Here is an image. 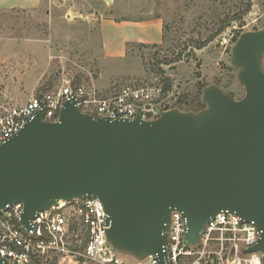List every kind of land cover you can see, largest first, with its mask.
Returning a JSON list of instances; mask_svg holds the SVG:
<instances>
[{"label": "water", "instance_id": "1", "mask_svg": "<svg viewBox=\"0 0 264 264\" xmlns=\"http://www.w3.org/2000/svg\"><path fill=\"white\" fill-rule=\"evenodd\" d=\"M263 59L264 29L241 33L231 60L245 97L211 86L199 112L157 109L153 120H112L82 113L76 99L55 123L38 112L0 145V211L23 203L21 222L30 229L59 200L97 198L108 241L138 260L155 255L159 264H169L173 211L186 220L188 246L229 211L261 230L249 252H260L264 264Z\"/></svg>", "mask_w": 264, "mask_h": 264}, {"label": "rangeland", "instance_id": "2", "mask_svg": "<svg viewBox=\"0 0 264 264\" xmlns=\"http://www.w3.org/2000/svg\"><path fill=\"white\" fill-rule=\"evenodd\" d=\"M155 20L163 27L161 44L128 45L120 59L105 55L102 24ZM229 21L221 35L198 49ZM263 29L264 0H45L33 14L0 12V91L22 106L34 93L57 90L65 78L95 88L103 97L126 86L166 88L170 81L172 109L188 112L189 102L211 86L241 100L246 92L239 68L232 64V48L240 33ZM179 55L181 60L174 62ZM22 69L31 72L26 91L6 95V77L14 72L22 76ZM122 258L134 260L124 253ZM45 264L87 263L55 258Z\"/></svg>", "mask_w": 264, "mask_h": 264}, {"label": "built area", "instance_id": "3", "mask_svg": "<svg viewBox=\"0 0 264 264\" xmlns=\"http://www.w3.org/2000/svg\"><path fill=\"white\" fill-rule=\"evenodd\" d=\"M264 71V60H263ZM170 93L163 86H126L118 93L103 97L95 88L64 79L55 91L34 93L26 104L16 106L0 91V145L17 134L42 111V120L55 123L67 102L77 100L82 113L110 118L144 120L158 117L157 109L170 110ZM21 202L0 211V258L10 264H45L52 259L87 264H159L151 255L144 260L133 257L126 262L107 239L108 216L101 200L81 198L59 200L49 210L22 224ZM186 220L181 212L171 215L166 252L169 264H262L260 252H249L261 239L262 232L254 221L243 220L236 213L221 212L205 225L201 242L185 243Z\"/></svg>", "mask_w": 264, "mask_h": 264}, {"label": "crops", "instance_id": "4", "mask_svg": "<svg viewBox=\"0 0 264 264\" xmlns=\"http://www.w3.org/2000/svg\"><path fill=\"white\" fill-rule=\"evenodd\" d=\"M44 2L45 0H0V12L20 11L33 14L42 7ZM126 26L127 30L125 29ZM162 30L163 27L160 20L139 23L106 22L101 26L103 50L107 57L116 59L124 58L127 54L128 45L161 44L163 41ZM7 49H15V47L8 45ZM22 71H24V69H22ZM30 73V71L28 72L25 70L22 76L16 75L15 72L9 74V76L6 77L7 87L4 90L5 94L11 96L15 94V92H20L22 88L26 91L23 85ZM39 82L40 79L36 81L31 93L36 90Z\"/></svg>", "mask_w": 264, "mask_h": 264}, {"label": "trees", "instance_id": "5", "mask_svg": "<svg viewBox=\"0 0 264 264\" xmlns=\"http://www.w3.org/2000/svg\"><path fill=\"white\" fill-rule=\"evenodd\" d=\"M230 21L227 23V24H225V25H222L221 27H220V29H219V31L214 35V37H210L209 39H206V41H204L203 43H201V44H199V46H198V49L200 50V49H203V48H205L207 45H209V43L210 42H212L214 39H215V37H217V36H219V35H221L225 30H226V28L228 27V26H230ZM241 35V33L239 34V36ZM238 36V37H239ZM140 47H146L145 45H140ZM181 60V56L179 55L178 57H177V59L174 61V62H178V61H180ZM168 85H167V87L165 88V91H167L169 88H168V86H170V81H168V83H167ZM181 104L183 103V102H180ZM206 106H205V104L203 103V101H202V96L201 95H197L195 98H193L190 102H189V108H188V112H199V111H201V110H203L204 108H205ZM178 108H181V106H179Z\"/></svg>", "mask_w": 264, "mask_h": 264}]
</instances>
